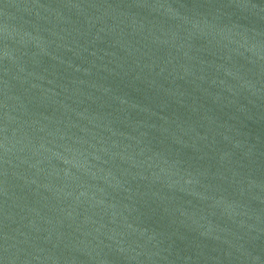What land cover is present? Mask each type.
Wrapping results in <instances>:
<instances>
[{
    "label": "water",
    "instance_id": "obj_1",
    "mask_svg": "<svg viewBox=\"0 0 264 264\" xmlns=\"http://www.w3.org/2000/svg\"><path fill=\"white\" fill-rule=\"evenodd\" d=\"M0 264H264V0H0Z\"/></svg>",
    "mask_w": 264,
    "mask_h": 264
}]
</instances>
